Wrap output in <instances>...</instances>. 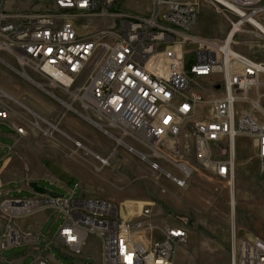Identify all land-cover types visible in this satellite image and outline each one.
Wrapping results in <instances>:
<instances>
[{
    "label": "built area",
    "instance_id": "1",
    "mask_svg": "<svg viewBox=\"0 0 264 264\" xmlns=\"http://www.w3.org/2000/svg\"><path fill=\"white\" fill-rule=\"evenodd\" d=\"M151 1L163 9V16L111 13L118 0H53L48 13H13L6 9L8 0H0V54L43 74L52 87L66 91L84 85L78 100L98 121L86 120L177 187L187 185L194 172L186 163L189 159L213 178L233 182L234 177H220V169H234L235 176L236 140L243 137L254 140L264 178V63L233 45V38L248 33L239 26L240 17L251 18L250 27L255 28L253 19L264 26V0H173V10L161 7V0ZM200 1L226 20L232 36L212 40L193 34L198 24L193 11H200ZM68 16L110 20L112 25L82 34L77 27L61 24V17ZM51 20H59V27L44 31ZM161 34L172 40L167 51H160ZM177 40H184L188 54H179ZM97 48L106 49L107 57H97ZM187 56L193 58L187 61ZM82 59H89V66H82ZM223 71H231V78H223ZM0 118L7 119L1 109ZM168 125L184 130V137L171 135ZM31 128L45 138L56 131L54 124L38 116ZM17 133L27 135L22 127ZM76 146L84 149L81 143ZM92 156L101 168L113 158L100 161L99 154ZM162 165L178 174L166 172ZM47 211L64 216L58 242L71 255L86 261L82 257L89 237L99 240L101 258L96 264H173L178 247L188 238L183 226H157L150 204L135 216L127 210L125 218L120 207L99 198L5 197L0 199L5 219L0 252L36 244L15 223ZM52 245L46 244L44 252ZM235 245L233 264H264L263 240L236 239ZM34 264L52 263L39 257Z\"/></svg>",
    "mask_w": 264,
    "mask_h": 264
},
{
    "label": "rangeland",
    "instance_id": "2",
    "mask_svg": "<svg viewBox=\"0 0 264 264\" xmlns=\"http://www.w3.org/2000/svg\"><path fill=\"white\" fill-rule=\"evenodd\" d=\"M52 2L53 0H8L6 9L13 13H48L53 9ZM200 3L198 24L193 34L212 40H224L229 31L226 20L207 4L202 1ZM118 4L111 13L132 18L148 17L152 8L151 0H118ZM73 22L82 34L106 30L112 25L110 20H89L79 16L74 17ZM246 27L248 33L235 37V49L264 63V36L255 28ZM167 47H172V43L160 44V51H167ZM177 48L179 54H188V46L182 47L177 43ZM191 58L193 56L186 57L187 61ZM16 69L17 76L23 82L22 88L15 89L18 94L16 101L0 93V107L4 106L10 112L22 115L24 120L21 124L26 131L31 129V123L37 116L56 127L49 139L43 137L38 130L27 131L28 136L23 139L17 153L20 162L31 161L37 166L45 161L44 168L55 180L42 181V187L66 198L74 193V200L82 199L84 191L95 198L116 204L122 210V215L127 214L130 209L132 214H137L144 204H150L152 220L157 226H183L187 230L188 238L178 247L173 264H233L236 239L259 238L264 241V178L260 173L252 138L236 140L233 182L213 178L189 159L186 163L194 172L187 181L186 188L180 189L161 173L152 171L137 155L117 146L113 139L86 120V117H90L98 121L93 113L83 111L78 100L83 96L84 85H76L65 91L52 87L43 74L30 68L23 69L17 65ZM203 82L199 81L200 84ZM261 103L264 106V100ZM40 125L43 129L47 128L43 122ZM76 143H81L84 149L77 148ZM92 154L113 155V158L108 167L101 168ZM55 165L66 170L56 168ZM162 168L166 172L178 174L169 165H162ZM59 183L65 188L61 189ZM77 184H81L82 188ZM233 198L234 213L231 205ZM17 222L18 220L15 224ZM63 223L64 216L55 211L42 229V238L37 246L44 248L46 244L53 243L46 252L50 262L98 263L101 258V245L96 237L91 236L87 241L82 257L86 261L71 255L68 250L53 242ZM154 235L160 234L156 232ZM46 239L48 243L45 244ZM32 247L29 243L24 244L7 250L4 256H20ZM34 262V257L29 256L23 264Z\"/></svg>",
    "mask_w": 264,
    "mask_h": 264
},
{
    "label": "crops",
    "instance_id": "3",
    "mask_svg": "<svg viewBox=\"0 0 264 264\" xmlns=\"http://www.w3.org/2000/svg\"><path fill=\"white\" fill-rule=\"evenodd\" d=\"M0 59V93H2L5 97H9L12 101H16L18 94L15 89L16 87L22 88L23 85L22 79L17 76L18 71L16 69V66L18 64L12 56L6 53H1ZM0 109L1 111H5L7 113L6 120L0 118V199L5 197L10 199L32 198L37 195L31 188L32 183H37L39 187L48 190L47 187H42L41 183L44 180L53 181L54 177H52L47 169L44 168L45 161H42L40 165L36 166L35 163L31 161L20 162L19 159H17V153L21 148L22 141L24 138H26L17 133V129L21 127L26 131L25 126L21 124V122L24 120V117L16 112H10L9 109L4 106L0 107ZM31 130L33 129L31 128L29 131ZM55 167H61L65 169L62 166L55 165ZM77 185L82 188L81 184ZM59 186L61 187V189L65 188L61 183H59ZM70 195L73 196L74 193H70ZM81 198L92 199L95 197H93V195H89V193H84L83 191ZM54 212L55 211H47L18 220L16 224L17 229L23 235L31 239H35L37 243H29L33 247L25 254L20 256L7 258L4 256V253L6 251L0 252V264H23L24 260L29 256H33L35 260L39 257L49 258L48 253L44 252L43 246L38 247L37 245L42 238V229L47 225L51 214H53ZM4 227L5 219L0 214V234L3 233ZM53 242H55V244H59L58 233L56 236V240ZM46 243H48L47 239L45 241V244Z\"/></svg>",
    "mask_w": 264,
    "mask_h": 264
},
{
    "label": "bare ground",
    "instance_id": "4",
    "mask_svg": "<svg viewBox=\"0 0 264 264\" xmlns=\"http://www.w3.org/2000/svg\"><path fill=\"white\" fill-rule=\"evenodd\" d=\"M161 7H164L166 10H173L174 9V1L173 0H161ZM150 16L154 17H161L163 16V9H156V6H152L150 11ZM199 11H193V19H199ZM76 16H68V17H61V24L68 25L69 27H77L75 23L73 22V18ZM254 27L259 31L261 35L264 36V26H262L260 23H258L256 20H252ZM197 26V24H196ZM239 26L241 28H247L246 26H251V18L247 17H240L239 18ZM57 27H59V20H51L49 24H44V31H56ZM227 36H232V29L229 28ZM233 38V45H235ZM172 43V40H169L168 34H161V43ZM177 43L184 46V40H177ZM97 57H107V50L104 48H97ZM82 66H89V59H82ZM223 78H231V71H223ZM67 84V81H65ZM75 98H77L75 96ZM68 108L70 106L67 105ZM168 132L171 133V135H177V137H184V130H178V127L175 125H168ZM100 161H107V157H103L99 155ZM220 177L223 178H232L234 177V169H220ZM178 188L185 189L186 184H178ZM232 208L234 213L235 208V199H232ZM129 209V208H128ZM122 211V210H121ZM127 214H123L125 218L128 217ZM133 216L136 215V213L132 214Z\"/></svg>",
    "mask_w": 264,
    "mask_h": 264
},
{
    "label": "water",
    "instance_id": "5",
    "mask_svg": "<svg viewBox=\"0 0 264 264\" xmlns=\"http://www.w3.org/2000/svg\"><path fill=\"white\" fill-rule=\"evenodd\" d=\"M31 188L33 189L35 194L40 195V196H50L52 198H63L64 197L50 190L39 187L37 183H32Z\"/></svg>",
    "mask_w": 264,
    "mask_h": 264
}]
</instances>
